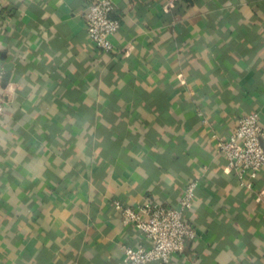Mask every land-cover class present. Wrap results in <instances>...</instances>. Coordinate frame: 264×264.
Wrapping results in <instances>:
<instances>
[{"label": "crops", "instance_id": "1", "mask_svg": "<svg viewBox=\"0 0 264 264\" xmlns=\"http://www.w3.org/2000/svg\"><path fill=\"white\" fill-rule=\"evenodd\" d=\"M97 1L0 0V264H127L151 243L113 202L179 208L193 181L170 264H264V170L241 187L216 140L264 127V0H112L109 55Z\"/></svg>", "mask_w": 264, "mask_h": 264}, {"label": "built area", "instance_id": "2", "mask_svg": "<svg viewBox=\"0 0 264 264\" xmlns=\"http://www.w3.org/2000/svg\"><path fill=\"white\" fill-rule=\"evenodd\" d=\"M115 4L99 0L89 6L85 26L90 43L105 55L115 52L114 38L121 29V21L112 18ZM4 72L0 69V117L5 114L2 95ZM217 148L227 160V170L233 173L241 187L253 190L259 173L264 170V127L259 114L250 113L239 119L227 137H218ZM198 183H189L180 199L179 208L149 203L137 209L114 201L113 207L123 226L132 225L151 246L132 249L123 246L127 264H170L176 254L184 252L186 243L198 237V230L187 218L197 199Z\"/></svg>", "mask_w": 264, "mask_h": 264}, {"label": "water", "instance_id": "3", "mask_svg": "<svg viewBox=\"0 0 264 264\" xmlns=\"http://www.w3.org/2000/svg\"><path fill=\"white\" fill-rule=\"evenodd\" d=\"M9 77L6 78V80H8Z\"/></svg>", "mask_w": 264, "mask_h": 264}]
</instances>
